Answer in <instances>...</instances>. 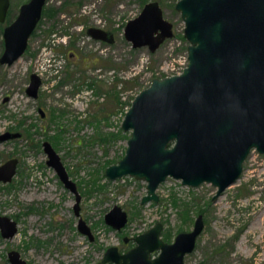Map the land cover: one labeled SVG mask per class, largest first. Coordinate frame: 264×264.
Wrapping results in <instances>:
<instances>
[{"label": "rangeland", "instance_id": "obj_1", "mask_svg": "<svg viewBox=\"0 0 264 264\" xmlns=\"http://www.w3.org/2000/svg\"><path fill=\"white\" fill-rule=\"evenodd\" d=\"M24 1L11 0L10 14ZM147 1L47 0L46 11L54 13L45 14L16 61L0 64V132L22 133L0 141V163L18 158L11 181H0V213L18 225L11 238L0 234V264H11L10 249L27 264H95L107 246L127 249L135 234L156 221L170 230L172 240L178 231L192 229L198 213L204 226L185 264H264V153L252 149L240 177L216 199L217 187L210 182L189 186L167 176L156 188L158 200L141 203L145 180L105 175L106 166L125 152L130 130L121 122L135 94L152 78L179 73L187 63L188 41L176 0H157L173 24V36L155 50L133 47L125 38L126 21ZM88 26L110 30L113 42L91 37ZM1 39L0 30V50ZM32 72L42 79L36 98L25 91ZM56 133L54 144L48 136ZM44 139L76 183L80 215L92 239L77 229L75 194L47 165ZM114 204L129 214L119 231L104 221Z\"/></svg>", "mask_w": 264, "mask_h": 264}, {"label": "water", "instance_id": "obj_2", "mask_svg": "<svg viewBox=\"0 0 264 264\" xmlns=\"http://www.w3.org/2000/svg\"><path fill=\"white\" fill-rule=\"evenodd\" d=\"M46 0H28L16 18L4 29L5 48L0 62L8 64L24 52L27 39L41 15ZM9 0H0V21ZM175 9L184 22L187 63L181 72L154 77L139 90L126 110L121 127L131 129L123 156L105 168L110 179L129 174L146 181L142 202L157 201L158 184L167 176L182 184L215 185L213 199L241 175L243 163L252 149L264 153V0H176ZM172 22L163 15L157 0L144 3L140 12L124 25V36L133 47L155 50L173 36ZM95 39L112 41L110 30L87 28ZM40 76L30 73L26 92L36 98ZM43 114V112H42ZM20 131L6 130L0 140L16 137ZM47 165L76 198L80 194L59 153L47 139L42 142ZM17 158L0 164V181L9 182L17 168ZM126 211L115 204L105 222L120 228ZM204 219L198 215L191 230L179 232L173 242L160 238L162 224L156 222L135 236L136 245L126 252L109 246L96 264H184L202 231ZM78 228L92 238L89 227L79 218ZM17 221L0 213V234L11 238ZM160 249L152 257L151 252ZM11 264H27L16 249L7 252Z\"/></svg>", "mask_w": 264, "mask_h": 264}, {"label": "flooded vegetation", "instance_id": "obj_3", "mask_svg": "<svg viewBox=\"0 0 264 264\" xmlns=\"http://www.w3.org/2000/svg\"><path fill=\"white\" fill-rule=\"evenodd\" d=\"M28 0H26V1H24V2H22V3H20L19 4V7H18V10H17V12H16V14L15 15H11L10 14V9H11V0H9V4H8V7H7V10H6V14H5V18H4V20L3 21H0V26H1V33H2V39H1V50H0V56H1V54H2V52H3V50H4V48H5V39H4V36H3V33H4V29H5V27L8 25V24H10L15 18H16V16H17V14L19 13V10H20V7H21V5L23 4V3H25V2H27ZM46 2H47V0L45 1V3H44V5H43V8H42V11H41V15H40V17H39V19L37 20V22H36V25H35V27H34V29L32 30V32L30 33V35L28 36V39H27V45H26V48H27V46H28V42H29V38H30V36L37 30V28L39 27V25H40V23H41V21H42V18L45 16V14H53L54 13V11L53 12H51L52 10H47L46 11ZM88 27H90V26H88ZM87 27V28H88ZM97 27V26H96ZM101 28V27H100ZM104 29V28H103ZM86 31H87V29H86ZM88 33V32H87ZM89 34V33H88ZM113 34V33H112ZM90 35V34H89ZM91 36V35H90ZM92 37V36H91ZM101 40V39H100ZM113 40H114V34H113ZM113 40L112 41H110V42H113ZM103 41H105V40H103ZM105 42H109V41H105ZM26 48H25V50H26ZM24 50V51H25ZM24 53V52H23ZM22 53V54H23ZM20 57V56H19ZM18 57V58H19ZM17 58V59H18ZM16 59V60H17ZM15 60V61H16ZM14 62V61H13ZM12 62V63H13ZM12 63H10V64H12ZM0 64H7V65H10V64H8L7 62H0ZM36 73V72H35ZM38 74V73H37ZM39 75V74H38ZM40 76V75H39ZM29 82H30V75H29V81H28V84H29ZM41 83H42V79H41V77H40V83H39V86H38V92H39V87H40V85H41ZM27 84V85H28ZM27 85H26V87H27ZM26 87H25V91H26ZM27 93V92H26ZM28 95V94H27ZM37 97H38V95H37ZM39 111H40V114L43 116V114H42V112H43V110L41 109V107H39ZM123 120V119H122ZM122 123V122H121ZM28 127H25V130L27 129ZM123 129V128H122ZM6 130H10V131H19L18 129H15V130H12L11 128L10 129H5L4 131H6ZM124 130V129H123ZM130 130V132H131V129H129ZM4 131H2V132H4ZM2 132H0V134L2 133ZM21 132V131H20ZM22 134V133H21ZM21 134L19 135V136H16V137H8V138H5V139H3V140H0L1 142L2 141H5V140H12V139H15V138H18V137H20L21 136ZM45 140V139H44ZM43 142V141H42ZM42 147H43V145H42ZM9 158H12V157H8V158H6L5 160H3L0 164H2L3 162H5L6 160H8ZM17 158V157H16ZM17 160H18V158H17ZM17 164H18V162H17ZM16 171H17V168H16ZM16 173V172H15ZM15 175V174H14ZM13 178V177H12ZM2 182V181H1ZM186 185V184H185ZM146 190H147V188H146ZM157 193V192H156ZM146 194V193H145ZM143 196V195H142ZM159 196V195H158ZM142 198V197H141ZM80 199H81V195H80ZM153 200V199H152ZM148 201H150V200H148ZM155 201V200H154ZM75 202H76V198H75ZM140 202L141 203H145V202H142L141 201V199H140ZM147 202V201H146ZM79 203H80V200H79ZM75 204V203H74ZM115 205V204H114ZM113 205V206H114ZM117 205H119V204H117ZM112 206V207H113ZM121 206V205H120ZM111 207V208H112ZM110 208V209H111ZM121 208L123 209V210H125L122 206H121ZM109 209V210H110ZM108 210V211H109ZM73 211H74V214L78 217V219H77V229L79 230V228H78V224H79V218H82L81 217V215H80V204H79V211H78V214H76L75 213V208H74V205H73ZM107 211V212H108ZM126 211V214H127V220H126V222H125V224L123 225V226H121L120 228H116V227H113L112 225H110V224H108V223H106V224H108V225H110L112 228H114V229H117L118 231L119 230H122V228H124L126 225H127V223H128V220H129V214H128V212H127V210H125ZM106 212V213H107ZM105 213V214H106ZM105 214H104V221H105ZM198 215H201L202 216V214L201 213H198ZM196 218H197V216H196ZM196 218H195V220H196ZM83 220H84V218H82ZM195 220H194V222H195ZM84 222H85V224L89 227V229H90V232H91V235H92V231H91V227L86 223V221L84 220ZM156 222H160L161 224H162V227H161V230H160V238L163 240V241H165V242H173L174 241V239H175V237H176V235L179 233V232H182V231H187V230H180V231H178L176 234H175V236H174V238L172 239V240H170V230H168L167 228H164L163 229V227H164V225H163V223L161 222V221H156ZM155 222V223H156ZM155 223H153L151 226H149L147 229H145L144 231H141V232H139V233H137V234H135L133 237H132V240H133V244L130 246V247H128L127 249H125V250H120L119 249V247L117 246V245H109V246H116L117 247V249H118V251H120V252H126L127 250H129L130 248H132V247H134L135 245H136V241H135V236L136 235H139L140 233H143V232H145L146 230H148L150 227H152ZM194 225V224H193ZM80 231V230H79ZM81 233H83V234H86V235H88L87 233H84V232H82V231H80ZM164 234H167V235H165L164 236ZM92 237H93V235H92ZM198 237V236H197ZM88 238L89 239H92V238H90L89 237V235H88ZM197 239V238H196ZM128 240V238L125 236L124 238H123V241H127ZM196 245V244H195ZM109 246H107L106 247V249L109 247ZM195 248V247H194ZM106 249L104 250V252L106 251ZM193 251V250H192ZM104 252H103V254H104ZM160 252V249H158V250H154L153 252H151V256L152 257H154V256H156L158 253ZM103 254H102V256H103ZM186 254H188V252L187 253H185L184 254V257H183V260H184V264H185V255ZM102 256L100 257V259L102 258ZM23 258V257H22ZM99 259V260H100ZM99 260H97L96 262H95V264L99 261ZM27 262V261H26ZM110 263H112V264H117V263H115V262H113V261H107V262H105L104 264H110Z\"/></svg>", "mask_w": 264, "mask_h": 264}, {"label": "trees", "instance_id": "obj_4", "mask_svg": "<svg viewBox=\"0 0 264 264\" xmlns=\"http://www.w3.org/2000/svg\"><path fill=\"white\" fill-rule=\"evenodd\" d=\"M26 130H29L28 128ZM58 133H56L55 135H51V136H48V138H51L52 141H54V144H56L57 140H58Z\"/></svg>", "mask_w": 264, "mask_h": 264}, {"label": "bare ground", "instance_id": "obj_5", "mask_svg": "<svg viewBox=\"0 0 264 264\" xmlns=\"http://www.w3.org/2000/svg\"><path fill=\"white\" fill-rule=\"evenodd\" d=\"M232 184H233V183H232ZM256 237H257V239H259V236H258V235H257Z\"/></svg>", "mask_w": 264, "mask_h": 264}]
</instances>
